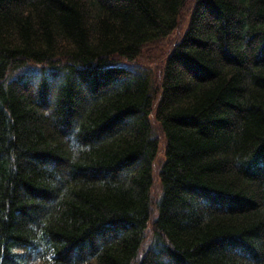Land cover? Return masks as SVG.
Returning <instances> with one entry per match:
<instances>
[{
	"label": "trees",
	"instance_id": "1",
	"mask_svg": "<svg viewBox=\"0 0 264 264\" xmlns=\"http://www.w3.org/2000/svg\"><path fill=\"white\" fill-rule=\"evenodd\" d=\"M0 264H264V0H0Z\"/></svg>",
	"mask_w": 264,
	"mask_h": 264
},
{
	"label": "rangeland",
	"instance_id": "2",
	"mask_svg": "<svg viewBox=\"0 0 264 264\" xmlns=\"http://www.w3.org/2000/svg\"><path fill=\"white\" fill-rule=\"evenodd\" d=\"M182 19H183V22L180 23V25H179L180 33L176 32L175 37H171L169 39L170 42H175L177 40V39H175L176 36L177 37L181 36V34L185 31L186 26H187V22H188V15L187 14L184 15ZM167 46H168V43H165V44L159 46V48L155 51L156 54H154V57H157L159 55L160 51H164V49L167 48ZM158 62L162 63L161 61H158ZM138 64H140L141 66L144 65L142 61H140ZM147 66H150L152 68L154 67V65H149V64H147ZM154 173H156V172H154ZM154 177H155V185H154V188H153V195H156V194H159V185H158V181L156 179V175Z\"/></svg>",
	"mask_w": 264,
	"mask_h": 264
},
{
	"label": "bare ground",
	"instance_id": "3",
	"mask_svg": "<svg viewBox=\"0 0 264 264\" xmlns=\"http://www.w3.org/2000/svg\"><path fill=\"white\" fill-rule=\"evenodd\" d=\"M114 65H116V66H123V65H126V64H124V63L118 61V63H115Z\"/></svg>",
	"mask_w": 264,
	"mask_h": 264
}]
</instances>
